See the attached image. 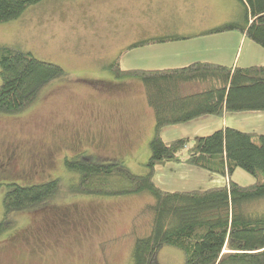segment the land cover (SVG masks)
Here are the masks:
<instances>
[{
    "label": "trees",
    "instance_id": "obj_1",
    "mask_svg": "<svg viewBox=\"0 0 264 264\" xmlns=\"http://www.w3.org/2000/svg\"><path fill=\"white\" fill-rule=\"evenodd\" d=\"M41 0H0V23L22 16ZM246 5V21H225L205 33L241 31L264 49V0H240ZM178 39L150 38L134 48ZM116 78L140 79L155 120L148 140L146 172L135 174L116 163H95L75 155L64 159V168L77 173L70 187L75 193L121 196L149 193L152 213L150 233L134 240L131 264H160L157 251L164 245L181 249L183 264H264V214L248 213L245 206L264 199V133L224 126L208 135L162 140L165 126L185 123L200 116L264 111V63L230 66L193 61L182 67L123 69L119 56L109 65ZM64 74V69L35 58L31 52L0 46V110L17 112L36 97L39 89ZM183 81L204 88L182 93ZM178 162L224 177L221 185L205 189L164 190L154 181L155 166ZM252 175L250 184L233 180L235 169ZM59 177L43 183L5 184L1 199L3 215L14 210L44 205L60 192ZM3 184L0 183V187ZM146 207V206H145ZM4 219L0 221V226Z\"/></svg>",
    "mask_w": 264,
    "mask_h": 264
},
{
    "label": "rangeland",
    "instance_id": "obj_2",
    "mask_svg": "<svg viewBox=\"0 0 264 264\" xmlns=\"http://www.w3.org/2000/svg\"><path fill=\"white\" fill-rule=\"evenodd\" d=\"M138 1L41 0L19 18L0 23V46L29 51L35 58L64 69L63 75L39 89L28 106L14 113L0 110V221L4 219L0 264H131V255L118 263L116 251L111 250L115 257L109 256V246L104 249L103 241L96 246L101 234L93 229L87 231V242L82 241V219L75 209L93 194L70 190L77 173L64 168V159L78 155L95 163H116L130 173L146 172L147 142L154 125L146 135L144 87L128 78L123 82L131 84L120 86L122 82L112 76L108 66L122 51L119 47L140 31L135 20L140 11ZM192 12L191 21L196 19ZM129 50L119 56V63L128 57L132 61L134 55L128 56ZM166 163L155 166L154 179L160 186L169 177ZM187 166L189 171L195 168ZM189 171L178 170L177 175L187 178L190 186L218 185L225 180L205 170L198 174ZM233 172V180L241 185L254 181L239 168ZM209 174L214 178L206 183L203 175ZM55 177L61 182L53 200L3 215L5 184L32 185ZM245 209L264 214V199L247 204ZM144 210L150 212L146 206L138 214ZM170 258L174 259L168 256V263Z\"/></svg>",
    "mask_w": 264,
    "mask_h": 264
},
{
    "label": "crops",
    "instance_id": "obj_3",
    "mask_svg": "<svg viewBox=\"0 0 264 264\" xmlns=\"http://www.w3.org/2000/svg\"><path fill=\"white\" fill-rule=\"evenodd\" d=\"M178 4L180 6L175 8L174 5ZM138 7L140 11L135 20L140 26V31L136 37L130 38L125 46L121 45L119 47L122 51L117 54L118 56H121L129 49L130 45L137 41L159 38V36H177L178 39L130 48L131 50L127 55H134L132 61L135 64L128 57L127 60L120 62L124 69L160 70L161 68L182 67L193 61L204 62V60L226 66L239 65L244 67L264 63V49L246 38L243 32L237 30L214 34L205 33L215 25L225 21L237 22L240 25L245 24L246 5L240 0H139ZM192 11H194L196 19L191 21ZM127 78L116 77L115 79L122 82L120 86L131 84V82H123L125 79H131L136 80L134 85L143 87L140 79ZM180 86L182 93L195 92L204 88L203 85L197 82L188 81L181 82ZM126 98L133 100L130 96ZM130 102L128 101L126 104H130ZM142 103L147 109L148 123L145 128L147 135L148 132L153 131L151 129L155 120L153 109L148 106L147 100L144 99ZM125 108L126 111L130 110V108ZM141 116L144 118V111ZM138 124H140L139 121ZM224 126L264 133V111L262 113L229 112L218 117L213 115L196 117V119L185 123L163 127L161 137L162 140L169 141L176 137L203 136ZM165 167L169 169V177L161 182L164 186L157 184V179H154L155 183L157 182L156 184L164 190L188 191L214 186L197 187L188 185L187 178L179 177L177 171L185 170L187 172L190 169L187 167L190 166L168 162ZM160 169V167H157V170ZM190 171L195 174L203 172L200 168H192ZM203 176L207 179L206 183H210L209 180L214 178L212 174ZM154 202V198L147 192L121 196L93 195V197L83 199L79 203V207L75 209V212H78L82 219L80 220L81 229L79 230L82 241L87 242V231L89 229L99 232L101 240L97 238L94 242L95 245L98 246L103 241V246L106 245L104 249L109 246L108 254H106L115 257L111 253L113 250L116 251V261L122 263L128 254L131 255L134 240L138 237H145L150 233L151 211L147 213L144 210L145 212L142 215L138 212L141 208L144 209L145 206L152 205ZM168 256L174 257V259L170 258L169 263L167 262ZM106 258L108 257L106 256ZM184 259V252L171 245H164L157 251V260L160 264H183Z\"/></svg>",
    "mask_w": 264,
    "mask_h": 264
}]
</instances>
